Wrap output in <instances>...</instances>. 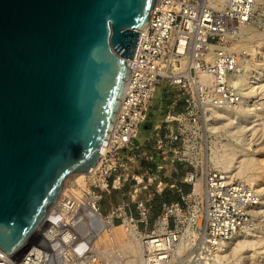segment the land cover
<instances>
[{
    "label": "rangeland",
    "instance_id": "rangeland-1",
    "mask_svg": "<svg viewBox=\"0 0 264 264\" xmlns=\"http://www.w3.org/2000/svg\"><path fill=\"white\" fill-rule=\"evenodd\" d=\"M225 1L206 3L217 13L218 32L200 54L203 64H210L199 71L205 80L191 71L180 87L157 90L135 136L148 137V146L138 147L121 166L111 164L109 183L116 188L102 201L111 229L92 235L89 244L97 248L84 257H75L64 242V264L84 258L91 264H264V0ZM253 74L259 81L250 92ZM244 99L246 108L257 112L246 131L241 130L246 115L239 111ZM156 134L170 138L159 146ZM67 185L76 200L65 215L78 220L86 176H72ZM51 217L49 226L64 219ZM60 230L54 238H61ZM255 251L262 254L245 258Z\"/></svg>",
    "mask_w": 264,
    "mask_h": 264
},
{
    "label": "water",
    "instance_id": "water-1",
    "mask_svg": "<svg viewBox=\"0 0 264 264\" xmlns=\"http://www.w3.org/2000/svg\"><path fill=\"white\" fill-rule=\"evenodd\" d=\"M157 0H0V249L25 248L110 139Z\"/></svg>",
    "mask_w": 264,
    "mask_h": 264
},
{
    "label": "built area",
    "instance_id": "built-area-1",
    "mask_svg": "<svg viewBox=\"0 0 264 264\" xmlns=\"http://www.w3.org/2000/svg\"><path fill=\"white\" fill-rule=\"evenodd\" d=\"M207 1H156L147 27L139 32L141 38L136 55L129 60L130 76L107 150L101 156L99 166L84 175L88 189L78 196L76 205L81 219L84 218L85 205L91 206L97 214L103 216L102 201L116 188L109 183L113 176L111 164L114 167L121 166V161L133 155L138 147L148 146V137L137 141L135 136L145 124V115L153 107L157 90L163 86L180 87L183 80L191 77V71L195 73L202 68L210 69V64H203L200 54L209 48V38L216 35L218 29L215 27L217 13L207 8ZM230 2L238 5L240 1ZM156 135L155 140L159 146L170 138L167 134ZM123 151L125 155L121 157L119 154H123ZM143 155L146 160H152L148 153L144 152ZM102 165H105L103 170L100 169ZM73 200L76 198L71 194L63 196L57 201L54 211L66 212ZM111 207L110 203L108 213ZM57 228L61 227L53 228L54 232ZM61 230L60 236L63 239Z\"/></svg>",
    "mask_w": 264,
    "mask_h": 264
},
{
    "label": "bare ground",
    "instance_id": "bare-ground-1",
    "mask_svg": "<svg viewBox=\"0 0 264 264\" xmlns=\"http://www.w3.org/2000/svg\"><path fill=\"white\" fill-rule=\"evenodd\" d=\"M200 76L202 78H204V80H205V76L204 75H202L200 73ZM207 79L208 78H206V80ZM258 81H259V77L257 78L255 74L250 76V81L248 82L249 88L251 89L250 92H253V90L255 88V84ZM246 104H247V99H244L241 102V108H240L239 111L241 112V114H243V115L245 114L246 115L245 119H246V121H248V120H250V118L254 114H257V112L253 108H246ZM248 123H250V121L245 122L244 125L242 126L241 130H245L246 131V129L249 128L248 127V125H249ZM106 150H107V146H105L102 155L105 153ZM100 160L97 162L95 167L92 168V171L95 170L99 166ZM84 175L85 174L81 173V174H72V175L68 176L67 179L64 181V185H63V188H62V191H61V194H60L58 200L61 199L63 196L70 195V194H71V196L74 197V195H76L75 194L76 192H74V190H72V189H69V185H67V181L72 176L82 177ZM57 201L52 206L50 211L48 212L44 222L42 223L41 227L39 228V230L37 231L36 234H39L40 232H42V230H43V228L45 226L48 227L50 225L49 221L52 218L51 217L52 213L53 214L57 213L58 215L61 216L60 218H64V219H62V221L60 220L59 221L60 223H57V222L54 223V224L51 223V226H49V227H51V229L48 230V232L45 233V234L41 233L40 236L37 237V242H35L36 244L31 245L30 244L31 241H30L29 244L25 248L20 250L18 253H16L12 257H10L9 255L5 254L0 249V264H64V259L60 255L61 249L65 245L64 242H69L72 245L74 256L77 257V258L78 257H82V256L84 257L85 251H87V250H95V248H97V247H95V246H97L96 244L95 245H93L91 243L89 244L90 238L92 237V235H96L98 233H102V229L107 227V226H109V228L111 229V227H112L111 223L109 224L108 223L109 221L104 219L103 216L97 214L91 206H86V205H85L84 212H83V217L84 218L82 220H81V216L79 214H77L80 217V218H78V220L69 221L67 219L66 215H65L66 214L65 212L61 213V212H58V211H54L55 210V205H57ZM75 217H76V214H75ZM57 226H60L62 228V230H61V232L63 234V239L62 240L61 239L57 240L56 238H54V234H56V233L54 232L53 228H56ZM121 227L122 226H117V227L115 226L114 229L118 230ZM70 230H72L73 235L71 233H69ZM100 237H102V236H100ZM106 237H108V236H106ZM261 241H262V239H261ZM248 242H251V240H249ZM95 252L98 254L97 250ZM140 252H141V250H140ZM259 254H262V252H260V251L256 252L255 251L252 254L246 255L245 258H249V257H251V255H259ZM65 257H66V255H65ZM96 257H98V256H96ZM84 259H85V262L83 261ZM84 259H82V261L84 263L91 264V263H87V262H90V259L89 260H88V258H84ZM156 260H158V259H156ZM82 261H81V264H82ZM137 261H140V260H137ZM114 262H116V261H114ZM104 264H105V262H104Z\"/></svg>",
    "mask_w": 264,
    "mask_h": 264
},
{
    "label": "trees",
    "instance_id": "trees-1",
    "mask_svg": "<svg viewBox=\"0 0 264 264\" xmlns=\"http://www.w3.org/2000/svg\"><path fill=\"white\" fill-rule=\"evenodd\" d=\"M184 188H185V189H189V187H188V186H184Z\"/></svg>",
    "mask_w": 264,
    "mask_h": 264
},
{
    "label": "crops",
    "instance_id": "crops-1",
    "mask_svg": "<svg viewBox=\"0 0 264 264\" xmlns=\"http://www.w3.org/2000/svg\"><path fill=\"white\" fill-rule=\"evenodd\" d=\"M104 205V204H103ZM105 208V205L103 206Z\"/></svg>",
    "mask_w": 264,
    "mask_h": 264
}]
</instances>
